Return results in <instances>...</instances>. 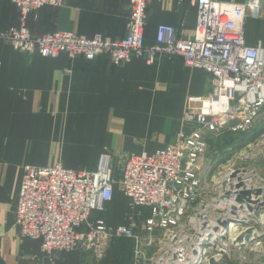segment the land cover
Masks as SVG:
<instances>
[{
    "label": "crops",
    "instance_id": "0c3cea01",
    "mask_svg": "<svg viewBox=\"0 0 264 264\" xmlns=\"http://www.w3.org/2000/svg\"><path fill=\"white\" fill-rule=\"evenodd\" d=\"M130 15L129 0H64L58 9L32 14L27 26L34 35L64 31L119 40L128 33ZM196 23L192 0H151L146 44L156 43L160 25L190 39ZM19 25L17 7L0 0V30ZM246 38L251 46L264 47V0L261 19L247 20ZM211 80L210 73L188 67L179 57L115 66L105 55L94 61L66 53L45 58L0 44V258L6 264H133L132 239L112 240L103 260L80 250L47 255L40 242L22 239L16 211L24 170L61 163L70 170L95 171L101 156L108 155L114 196L103 213L93 216L113 228L134 218L142 234L150 212L135 207L122 191L124 165L131 155H153L173 144L188 97L208 95ZM154 251L149 249L148 256ZM215 256L217 264L227 262Z\"/></svg>",
    "mask_w": 264,
    "mask_h": 264
},
{
    "label": "built area",
    "instance_id": "2783aa9c",
    "mask_svg": "<svg viewBox=\"0 0 264 264\" xmlns=\"http://www.w3.org/2000/svg\"><path fill=\"white\" fill-rule=\"evenodd\" d=\"M11 1L20 12V25L0 30V44L23 53L45 58L66 53L87 61L105 55L115 66L134 59L152 65L165 56L179 57L188 67L212 75L208 95L188 97L175 142L153 155H131L124 165L120 185L125 196L150 212L145 220L147 237L136 232L139 223L134 218L113 228L93 216L103 213L114 196L108 155L101 156L95 171L70 170L61 163L29 166L21 181L19 236L40 242L43 253L80 250L103 260L111 241L124 238L135 243L133 264H166L170 256L159 255V247L170 246L172 251L174 244L176 251L184 242L182 232L210 225L203 171L211 134L248 132L264 110V47L251 46L246 38L247 20L261 19L262 0L243 4L192 0L197 10L193 37L181 38L175 27L160 25L152 46H147L145 33L151 0H129L128 33L119 40L64 31L34 35L28 18L45 8H60L64 0ZM161 231L166 239L158 235ZM216 257L202 256V264Z\"/></svg>",
    "mask_w": 264,
    "mask_h": 264
},
{
    "label": "rangeland",
    "instance_id": "374dc122",
    "mask_svg": "<svg viewBox=\"0 0 264 264\" xmlns=\"http://www.w3.org/2000/svg\"><path fill=\"white\" fill-rule=\"evenodd\" d=\"M233 140L236 142L230 144ZM110 169L112 172L111 164ZM228 174L230 175L227 176ZM232 175L236 177L232 178ZM203 179L206 190L204 201L209 205L210 211L209 227L201 229L195 225L185 230L181 233L184 242L179 249L174 251L178 245L171 244V251L170 246L164 245L159 247V251H162L158 252L159 255L166 253L170 256L166 264H202V256L210 258L216 254L222 259L227 258L225 264H264V110L248 132L222 131L211 134ZM240 181L246 188L262 189L263 203L254 206L255 211L252 213L247 209L239 211L236 218L231 210L236 205L235 185ZM225 219H240L245 223H234L232 220L229 232L219 227V231L215 233L218 221ZM250 228L253 231L252 237L255 238L253 242L233 244L231 236L234 233L242 232L240 236L244 238ZM145 232L140 235L147 237ZM158 235L166 239L163 231ZM196 250L199 253H195Z\"/></svg>",
    "mask_w": 264,
    "mask_h": 264
},
{
    "label": "water",
    "instance_id": "95a60500",
    "mask_svg": "<svg viewBox=\"0 0 264 264\" xmlns=\"http://www.w3.org/2000/svg\"><path fill=\"white\" fill-rule=\"evenodd\" d=\"M235 175H232V178H235ZM235 204L232 206L231 213L234 217L237 218V213L241 210L247 209L250 213L255 211L254 206H259L263 202L261 201V196L263 195L262 189H251L246 188V185L240 181L235 185ZM232 220L234 223L244 224L245 221L240 219H225V220H219L218 225L215 229V233L219 231V227H222L226 232H229L230 226L232 223ZM252 228L247 229V235L243 238L242 236H239L237 238L238 241H234L233 244L237 243H248L253 242L255 238L252 237ZM0 264H6L2 258H0ZM210 264H217V261L215 259H212Z\"/></svg>",
    "mask_w": 264,
    "mask_h": 264
},
{
    "label": "bare ground",
    "instance_id": "6f19581e",
    "mask_svg": "<svg viewBox=\"0 0 264 264\" xmlns=\"http://www.w3.org/2000/svg\"><path fill=\"white\" fill-rule=\"evenodd\" d=\"M227 174V173H226ZM230 174H228L227 176H229ZM242 234V232H238V233H234L232 236H231V239L233 240L232 242L234 241H238L237 238Z\"/></svg>",
    "mask_w": 264,
    "mask_h": 264
},
{
    "label": "trees",
    "instance_id": "16d2710c",
    "mask_svg": "<svg viewBox=\"0 0 264 264\" xmlns=\"http://www.w3.org/2000/svg\"><path fill=\"white\" fill-rule=\"evenodd\" d=\"M234 141V140H233ZM236 141H234V142H231L230 144H233V143H235Z\"/></svg>",
    "mask_w": 264,
    "mask_h": 264
}]
</instances>
